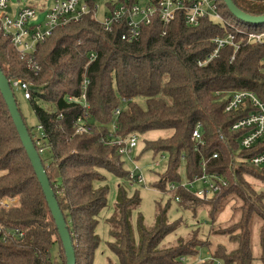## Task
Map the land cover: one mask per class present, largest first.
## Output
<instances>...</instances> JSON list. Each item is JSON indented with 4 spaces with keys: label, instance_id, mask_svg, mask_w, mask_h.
<instances>
[{
    "label": "trees",
    "instance_id": "1",
    "mask_svg": "<svg viewBox=\"0 0 264 264\" xmlns=\"http://www.w3.org/2000/svg\"><path fill=\"white\" fill-rule=\"evenodd\" d=\"M232 2L248 15H264V0ZM217 6L227 25L202 19L192 28L180 15L169 25L154 22L133 43L120 39L121 28L107 32L87 16L56 28L37 45L38 75L26 69L0 32V70L10 89L16 79L30 86L28 101L38 121L35 129L39 127L45 135L47 154L39 157L67 225L76 264H93L101 244L96 230L109 191L104 174L129 183L119 149L109 142L131 135L140 138L152 131L164 134L145 140L135 160L145 153L166 156V170L156 173L149 186L171 197L165 204L155 203L153 222L146 225L138 211L139 192L128 195L125 186L117 187L112 213L103 221L110 239L106 246L117 263L109 259L107 264H264V190L259 191L264 186V169L249 161L264 149V143L243 151L238 145L243 132L231 130L253 111L249 101L223 113L233 92H251L264 104V42L247 44L246 37L233 29L258 34L264 33V24L238 21L222 0H217ZM228 34L239 49L234 53L233 45L227 44L208 61L214 38L225 39ZM90 55L95 58L91 60ZM84 78L89 80L88 110L78 101L67 102L68 97H80ZM40 102L47 107H40ZM117 109L120 113L114 117ZM78 118L86 132H75ZM112 123L114 131L109 128ZM198 123L204 145L196 151L192 132ZM26 128L34 141L35 129ZM202 162L206 173L226 180L208 201L197 199L181 186L169 189L170 184L180 182L182 163L186 178L193 181L202 173ZM231 199L237 203L234 221L211 231ZM5 200L11 202L8 208L1 205ZM172 201L195 219L205 211L212 224L209 237L216 244L197 239L194 232L165 244L170 234L184 227L181 219L169 221ZM256 225L257 244L252 239ZM0 230V264H66L52 214L1 92ZM55 246L59 261L52 258ZM201 249L210 258L196 262Z\"/></svg>",
    "mask_w": 264,
    "mask_h": 264
},
{
    "label": "built area",
    "instance_id": "2",
    "mask_svg": "<svg viewBox=\"0 0 264 264\" xmlns=\"http://www.w3.org/2000/svg\"><path fill=\"white\" fill-rule=\"evenodd\" d=\"M100 3H103L104 8L107 9L104 12L102 21H98L96 17ZM7 10L8 0H0V32L12 44L19 58L24 61L26 69L34 75H38L40 72V66L34 57L37 45L49 38L56 28L80 22L87 16H90L107 32H112L113 29L118 27L121 28L120 39L130 43L138 41L142 30L153 25L154 22L160 23L162 26L169 25L180 15L183 18V22L192 28H196L202 19L227 25L218 12L217 0H55L46 10L44 22L39 25L33 24L39 16V12L32 6L26 5L24 8H19L15 16L9 15L6 12ZM233 29L236 34L246 37L247 44H261L264 42V33L256 34L237 28ZM213 41L215 48L208 61L217 57L218 51L227 44L233 45L234 53L240 47L234 42V37L231 34H228L225 39L215 37ZM90 58L92 60L95 57L90 55ZM199 65L201 66L200 63ZM88 83L89 80L84 78L80 87V97L77 100L68 97L67 102L78 101L84 110H88L89 104L86 99ZM11 88L21 91L24 100L30 99V86L27 82L19 79L13 80L11 81ZM245 101H249L253 111L231 127V130L243 132L238 139V145L243 151L251 150L264 143V104L251 92H233L229 95V102L223 110L224 114L235 111ZM119 113L120 110L117 109L113 116L116 117ZM81 123V119L78 118L76 133L86 132L85 127ZM109 128L114 131L115 125L112 123ZM32 135L33 143L38 148L39 156L46 155L47 151L44 147L45 135L42 134L39 127L32 132ZM192 141L196 151H199L204 145L200 123L193 129ZM137 143L138 137L135 135L121 140L114 139L109 142L111 146H116L119 149L118 152L125 164L127 162L128 165H131V169H127V180L133 187L145 184L143 168L133 158ZM216 157L217 155L215 154L212 159ZM249 161L254 167L264 169V149L250 157ZM205 164V162L201 164L202 173L200 176L194 177L193 181H189L191 185L199 183V187L191 193L199 200L209 199L216 194L220 186L226 184V180L223 177L206 173ZM154 166H159L158 161L154 162ZM181 187L187 189L185 184L181 185ZM169 189L175 190V184H170ZM175 200L178 201L177 198ZM1 205L3 208H8L11 202L5 200L1 202ZM216 264L221 263L217 261Z\"/></svg>",
    "mask_w": 264,
    "mask_h": 264
},
{
    "label": "rangeland",
    "instance_id": "3",
    "mask_svg": "<svg viewBox=\"0 0 264 264\" xmlns=\"http://www.w3.org/2000/svg\"><path fill=\"white\" fill-rule=\"evenodd\" d=\"M55 0H8V11L10 9H19V8H24V6L29 5L32 6L36 9V11L39 12V16L37 19L33 22V24L39 25L44 22L45 15H46V10L54 3ZM100 8L97 12V20L102 21L104 17V12L107 11V9L104 8L103 3H100ZM7 12V11H6ZM8 13V12H7ZM11 16H15L13 14L8 13ZM14 95L15 99L17 102V105H19L20 113L25 120L26 126L29 129H35V127L38 125V121L35 118V115L33 113L31 104L29 101L24 100L23 94L21 91L15 89L14 90ZM40 107H47L44 102L38 103ZM164 133L160 131H152L149 133H146L145 135L141 136L140 138L138 137V143H137V149L134 151L133 158L137 156V154L143 149L142 145L145 140H152V139H157L159 137H162ZM47 154V152H46ZM166 156H153V154L150 153H145L141 156L140 159H138V164L141 165L143 168V174H144V179H145V184L144 185H138L136 187H130L129 183L119 180L115 178L112 174L110 173H105L104 177L107 180V184L109 187L108 191V204L107 208L101 213V216L99 217V224L98 228L96 230V233L98 234L100 238V247L95 251L94 253V261L93 264H107L108 260H112L113 262L117 263V258L113 256V254L107 249L106 244L108 241H110L109 236H108V231L107 227L104 225V218L109 216L112 211V206L116 200V190L117 187L120 185L125 186L127 189L128 195H131L133 191L137 190L139 192V195L141 197V204L138 209V211L141 212L142 216L144 217V221L146 225H150L153 222L154 219V214H155V203L157 201H161V203L165 204L171 197V195L167 194L164 195L162 193H159L155 189L150 188L149 185L153 184V182L156 180V173H162L166 170L167 168V160ZM158 161L159 166H154V162ZM126 168L131 169V165H128L126 162ZM179 178L180 182H176L175 187L178 188L181 185H186L187 189L190 193H193L198 187L199 183H194L193 185L189 184L188 178H186L185 174V164L182 163L180 170H179ZM260 190H264V186L259 188ZM202 200V199H200ZM202 201H208V200H202ZM162 204V205H163ZM237 205L236 201L234 199H231L225 205L223 206V211L218 215L217 222L215 226L211 229L210 221L208 219L207 213L205 211H201V213L198 215V217L192 218V215L189 211L181 210L178 209L176 202L172 201L171 202V207H170V212H169V221H177L179 219L182 220V225L184 227H180L176 232L173 234H170L164 241L165 244H168L170 242H174V240L177 237H184L189 233H196L197 239L199 240H204V241H212L216 244V240L211 239L209 237L210 229L212 230H217V228H225L229 225L232 224V221H234V206ZM135 219H136V213L133 214V219H132V224L134 228L135 226ZM255 225V224H254ZM258 225L254 226V231H253V236L252 239H255L257 235V230H258ZM254 237V238H253ZM255 244L258 243V240H254ZM256 251V248H255ZM52 258L55 261H59L58 259V250L57 246L54 247L52 250ZM210 258V255H208V252L206 249H201L199 251V258L196 260V262L202 261V260H208ZM219 262V261H218ZM57 263V262H56ZM216 264V263H215ZM254 264H257L256 262Z\"/></svg>",
    "mask_w": 264,
    "mask_h": 264
},
{
    "label": "water",
    "instance_id": "4",
    "mask_svg": "<svg viewBox=\"0 0 264 264\" xmlns=\"http://www.w3.org/2000/svg\"><path fill=\"white\" fill-rule=\"evenodd\" d=\"M224 6H227L230 14L238 21H243L250 25L264 24V15L253 17L246 14L244 11L239 10L232 2V0H222ZM0 92L3 97L5 105H7L11 120L14 122L16 132L20 137L22 147L26 151L29 158L31 167H33L37 181L39 182L43 196L46 199L50 213L57 228L60 243L63 246L64 258L66 264H76L74 257L73 243H71L70 234L65 223L62 212L59 210V206L54 197L53 190L48 182V178L44 167L41 164V159L38 152L35 150L31 136L28 134L24 121L21 118L19 106L16 104L13 90L10 89L9 82L4 74L0 70Z\"/></svg>",
    "mask_w": 264,
    "mask_h": 264
},
{
    "label": "crops",
    "instance_id": "5",
    "mask_svg": "<svg viewBox=\"0 0 264 264\" xmlns=\"http://www.w3.org/2000/svg\"><path fill=\"white\" fill-rule=\"evenodd\" d=\"M17 10H18V8H17V9H13V8H12V9H10L9 11L7 10V12L10 13V14L15 15V14L18 12Z\"/></svg>",
    "mask_w": 264,
    "mask_h": 264
}]
</instances>
